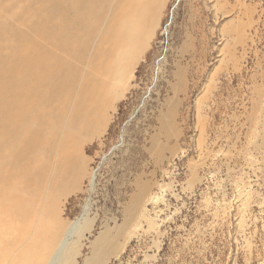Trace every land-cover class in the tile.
<instances>
[{
	"label": "rangeland",
	"instance_id": "rangeland-1",
	"mask_svg": "<svg viewBox=\"0 0 264 264\" xmlns=\"http://www.w3.org/2000/svg\"><path fill=\"white\" fill-rule=\"evenodd\" d=\"M2 1L0 63L24 23L2 11L23 14L26 3ZM31 1L36 14L44 0ZM82 35L53 41V52L41 38L35 54L65 56L77 71L93 60ZM111 102L101 99L82 128L83 138L102 136L77 142L88 159L82 190L55 196L62 229L90 200L92 226L75 236L73 264H264V0H166L116 109ZM48 211L30 217L33 235L42 224L53 231ZM103 233L111 249L98 259Z\"/></svg>",
	"mask_w": 264,
	"mask_h": 264
},
{
	"label": "bare ground",
	"instance_id": "bare-ground-1",
	"mask_svg": "<svg viewBox=\"0 0 264 264\" xmlns=\"http://www.w3.org/2000/svg\"><path fill=\"white\" fill-rule=\"evenodd\" d=\"M21 1L25 0L11 2L15 6ZM27 1L20 8L23 14L17 9L15 15L13 10L2 11L24 23L19 31L12 30L17 34L13 54L0 63V264H73L78 253L75 236L92 226L90 200L84 212L62 229L55 196L82 190L88 159L77 142L102 136L100 132L83 138L82 128L93 120L101 99L111 100L116 109L124 82L155 35L166 0H44L36 14L32 1ZM33 34L34 45L28 50ZM82 34L89 36L82 50L92 42L93 60L79 64L77 71L65 56L35 54L41 38L53 52L54 42L71 46L85 38ZM46 88L50 92L40 98ZM89 183L93 191L95 170ZM47 210L53 231L45 235L44 225L42 231L36 225L39 235H33L36 222L30 217ZM96 242L108 245L99 252L101 259L110 251L112 239L103 233Z\"/></svg>",
	"mask_w": 264,
	"mask_h": 264
}]
</instances>
